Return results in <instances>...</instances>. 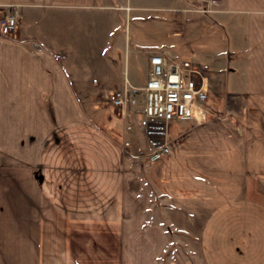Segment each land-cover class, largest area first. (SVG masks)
I'll list each match as a JSON object with an SVG mask.
<instances>
[{"label":"crops","instance_id":"1","mask_svg":"<svg viewBox=\"0 0 264 264\" xmlns=\"http://www.w3.org/2000/svg\"><path fill=\"white\" fill-rule=\"evenodd\" d=\"M138 1L0 0V264H160L170 240L166 264H264V0ZM120 31L146 77L154 51L209 65L216 116L171 121L170 154L108 102L138 86Z\"/></svg>","mask_w":264,"mask_h":264},{"label":"built area","instance_id":"2","mask_svg":"<svg viewBox=\"0 0 264 264\" xmlns=\"http://www.w3.org/2000/svg\"><path fill=\"white\" fill-rule=\"evenodd\" d=\"M211 2L214 3L215 0ZM209 10L205 7L202 9L204 12ZM18 20L19 12L16 8L2 16L0 26L3 27V34L12 33L17 28ZM208 71L207 63L178 60L167 50L151 52L144 84L133 86L125 79L122 89L109 93L107 99L115 109L124 111L140 104L142 117L139 124L144 128L149 127L152 121L167 127L175 119L207 120L210 116H216L208 102ZM137 96L141 98L138 99ZM124 146H128V142ZM158 149L169 151L167 143L160 145Z\"/></svg>","mask_w":264,"mask_h":264},{"label":"rangeland","instance_id":"3","mask_svg":"<svg viewBox=\"0 0 264 264\" xmlns=\"http://www.w3.org/2000/svg\"><path fill=\"white\" fill-rule=\"evenodd\" d=\"M172 3V2H171ZM169 1L167 2H157V1H154V0H141V1H138L136 2V4H140V5H143V6H155V7H159V6H167V5H173V4H178V3H172L171 4ZM209 2L207 0H195V1H189V4L190 6L192 7H189L191 10L192 8L194 7H200L201 10L203 9L202 7L205 6L206 7V4H208ZM216 5H219L220 4V1L219 0H216ZM149 10H145L144 12H148ZM117 36V37H116ZM116 36H114L115 38L119 39L118 41V46H119V51H120V56H117L115 55V59L117 60V66L119 67V70L117 69V71L119 72L118 74V78H122V72H120V66H121V63L123 64L124 62L127 64L128 63V66L130 67V73L133 75L131 76L133 82H135L138 86H141L144 84L145 82V78H146V72L144 71V66L142 65L141 62H135V61H141L140 59H138L139 57V54L137 53H134V52H131L129 54V57H125V40H124V32L120 31ZM131 48V47H130ZM125 49V50H124ZM134 66V68H132ZM131 68L133 70V72H131ZM117 72V73H118ZM138 99H140L141 97L140 96H137ZM85 106L86 108L88 109L89 106L85 103ZM117 109V108H116ZM129 107L125 110L128 111ZM127 116V115H126ZM126 118V117H125ZM136 120H140L138 119L137 117H135ZM135 119H134V122H135ZM208 120V119H207ZM136 123V122H135ZM136 127L137 128H140L141 129V133H142V136L140 137L141 139V146H143L144 149L142 150H146L148 148V140L153 144L155 145V149L156 150H153L152 153H150V155H154L155 152H158L159 155H167V154H170L171 151H170V144H169V140L164 136V133H166L169 129V126L167 125V127L163 125H158L156 127H152L149 129V127H147L145 129V132H144V127H142L139 123H136ZM143 132L145 135H143ZM132 145H136V140H135V136H131L129 135L128 136V142H132ZM164 143H167L168 144V147H169V151L167 152H163L161 150L158 149V147ZM172 234L170 236L171 239H173V233H170ZM179 248H180V245L178 247H175V244H173V242H168V249L166 251V254H164V256L161 258V263L160 264H166V262L169 260V257L174 259V258H177L178 261H184V259L186 257L182 256L179 251ZM183 248V247H181ZM176 250V252H175ZM178 252V253H177ZM169 253V254H168ZM178 255H177V254ZM169 255V257L167 256ZM174 255H176L174 257Z\"/></svg>","mask_w":264,"mask_h":264},{"label":"water","instance_id":"4","mask_svg":"<svg viewBox=\"0 0 264 264\" xmlns=\"http://www.w3.org/2000/svg\"><path fill=\"white\" fill-rule=\"evenodd\" d=\"M227 57H228V59L230 58V54L229 53H228Z\"/></svg>","mask_w":264,"mask_h":264}]
</instances>
